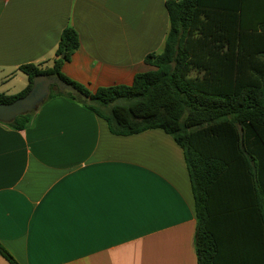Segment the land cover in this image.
I'll return each mask as SVG.
<instances>
[{"label": "crops", "instance_id": "obj_1", "mask_svg": "<svg viewBox=\"0 0 264 264\" xmlns=\"http://www.w3.org/2000/svg\"><path fill=\"white\" fill-rule=\"evenodd\" d=\"M165 1L0 0V93L25 88L20 65H52L66 26L80 44L64 75L90 91L131 84L154 69L144 57L163 46ZM255 179L264 204V168ZM195 230L183 152L162 129L113 134L64 96L22 130L0 121V244L18 264H197ZM244 230L249 263L264 264V214Z\"/></svg>", "mask_w": 264, "mask_h": 264}, {"label": "trees", "instance_id": "obj_2", "mask_svg": "<svg viewBox=\"0 0 264 264\" xmlns=\"http://www.w3.org/2000/svg\"><path fill=\"white\" fill-rule=\"evenodd\" d=\"M165 7L163 46L144 57L154 69L136 73L131 84L90 91L64 75L63 62L80 44L66 26L52 65H20L27 85L14 95L0 93V103L25 95L43 74L66 86L50 85L45 100L75 101L113 134L162 129L183 152L194 198L196 263L250 264L247 214H264L255 179L264 168V0H166ZM33 111L2 123L22 130ZM0 255L18 264L1 244Z\"/></svg>", "mask_w": 264, "mask_h": 264}, {"label": "water", "instance_id": "obj_3", "mask_svg": "<svg viewBox=\"0 0 264 264\" xmlns=\"http://www.w3.org/2000/svg\"><path fill=\"white\" fill-rule=\"evenodd\" d=\"M52 84H56L60 90L66 88L65 84L54 77L43 74L36 76L32 88L25 95L10 103H0V121L9 122L19 115L34 110L47 97Z\"/></svg>", "mask_w": 264, "mask_h": 264}]
</instances>
